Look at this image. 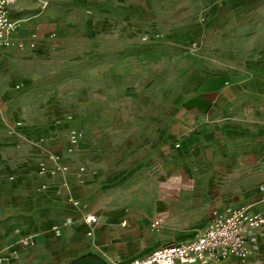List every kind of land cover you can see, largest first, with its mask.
Here are the masks:
<instances>
[{
    "label": "rangeland",
    "instance_id": "374dc122",
    "mask_svg": "<svg viewBox=\"0 0 264 264\" xmlns=\"http://www.w3.org/2000/svg\"><path fill=\"white\" fill-rule=\"evenodd\" d=\"M9 19L0 187L83 153L77 183L164 235L264 194V0H15Z\"/></svg>",
    "mask_w": 264,
    "mask_h": 264
},
{
    "label": "crops",
    "instance_id": "0c3cea01",
    "mask_svg": "<svg viewBox=\"0 0 264 264\" xmlns=\"http://www.w3.org/2000/svg\"><path fill=\"white\" fill-rule=\"evenodd\" d=\"M11 6L8 7V17ZM10 33L9 37L13 39L15 29ZM4 49H0V52ZM83 155L72 158L60 156L58 164L68 169L63 174H34L36 177L32 183L20 182L19 179L0 187V264H70L87 256L96 258L101 264H126L159 247L190 240L209 223L213 211L224 213L232 208L249 206L254 211L264 212L261 195L256 196L248 191L237 203L231 204L225 199L211 201L205 217L185 227L179 234L150 232L146 227L141 229L135 222L128 229L123 228L125 221L132 217L117 213L111 204L113 202L103 198V191L99 189L101 193L98 195L95 184H79L75 180L71 166L74 159L84 160ZM260 156L264 158V152ZM52 165V162H46L48 170ZM147 196L145 194L144 197ZM69 199L77 205L69 202ZM84 203H87V209L80 210V205ZM166 204H157L156 211H166ZM85 215H92L96 219L90 227L82 222ZM148 219V216L144 217L143 223L146 224ZM53 228L58 230V235L54 234ZM89 231L90 235L87 236ZM27 236L33 239V246H19L17 241ZM166 241L172 242L167 244ZM261 256H264V233L258 235L256 253L250 257L249 264H254L253 260ZM207 264L238 262L226 257Z\"/></svg>",
    "mask_w": 264,
    "mask_h": 264
},
{
    "label": "built area",
    "instance_id": "2783aa9c",
    "mask_svg": "<svg viewBox=\"0 0 264 264\" xmlns=\"http://www.w3.org/2000/svg\"><path fill=\"white\" fill-rule=\"evenodd\" d=\"M15 0H0V49L11 45L9 33L14 24L8 17V7ZM21 48V43H16ZM71 140L74 136L71 135ZM264 201V194L260 202ZM96 219L92 215L82 218L84 225L90 227ZM151 227L158 221L151 222ZM55 235L58 230L53 228ZM264 233V212L254 211L249 206L236 207L224 213L213 211L209 223L190 240L159 247L140 258L132 259L126 264H207L232 257L238 264H249L250 257L256 253L258 235ZM90 235V231L86 233ZM30 236L18 240L21 247L33 246ZM254 264H264V256L255 258Z\"/></svg>",
    "mask_w": 264,
    "mask_h": 264
},
{
    "label": "water",
    "instance_id": "95a60500",
    "mask_svg": "<svg viewBox=\"0 0 264 264\" xmlns=\"http://www.w3.org/2000/svg\"><path fill=\"white\" fill-rule=\"evenodd\" d=\"M70 264H101V263L96 258L87 256V257H83L79 260L73 261Z\"/></svg>",
    "mask_w": 264,
    "mask_h": 264
}]
</instances>
